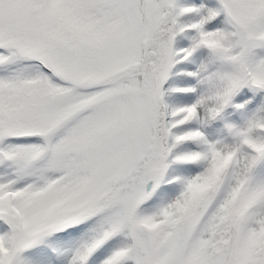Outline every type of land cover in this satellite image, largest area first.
<instances>
[{"label":"snow or ice","instance_id":"6c2138e0","mask_svg":"<svg viewBox=\"0 0 264 264\" xmlns=\"http://www.w3.org/2000/svg\"><path fill=\"white\" fill-rule=\"evenodd\" d=\"M0 264H264V0H0Z\"/></svg>","mask_w":264,"mask_h":264}]
</instances>
